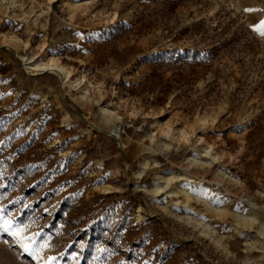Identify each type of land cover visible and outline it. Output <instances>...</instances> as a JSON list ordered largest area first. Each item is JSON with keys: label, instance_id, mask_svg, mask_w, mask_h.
I'll use <instances>...</instances> for the list:
<instances>
[{"label": "rangeland", "instance_id": "rangeland-1", "mask_svg": "<svg viewBox=\"0 0 264 264\" xmlns=\"http://www.w3.org/2000/svg\"><path fill=\"white\" fill-rule=\"evenodd\" d=\"M66 2L0 0V264H264V0Z\"/></svg>", "mask_w": 264, "mask_h": 264}, {"label": "bare ground", "instance_id": "bare-ground-1", "mask_svg": "<svg viewBox=\"0 0 264 264\" xmlns=\"http://www.w3.org/2000/svg\"><path fill=\"white\" fill-rule=\"evenodd\" d=\"M53 1H55V0H48V3H52ZM79 1H81V0H67V4L68 5H74L73 4V2L74 3H77V2H79ZM72 9V8H71ZM22 59H23V61H24V64H31V66H32V68H35V69H50V70H53L54 72H56L57 74H59L60 76H62V78H63V81L64 82H68V80H69V74H68V72L65 70V68H64V66L63 65H60V64H58V63H56V62H53V61H51V62H43V61H40V60H35V59H33V58H27V57H24V56H22ZM28 64V65H29ZM30 66V67H31ZM86 94V93H85ZM110 113V115H108V116H111V117H113L114 116V113L111 111V112H109ZM242 126H244V125H242ZM112 131H113V133L114 134H118V132H119V125H117V124H115L114 126H113V128H112ZM196 151V150H195ZM191 155H193V154H191ZM184 177L186 178V179H188V180H192L189 176H186V175H184ZM161 178H162V180H163V186L165 187H167L168 186V184L170 183V181L172 180L171 178L172 177H167V176H161ZM174 179V178H173ZM184 184V183H183ZM183 184H181V183H176V185H175V187H176V189L177 190H185V191H187V187L185 186V185H183ZM161 188V187H160ZM173 190V189H172ZM184 192V191H183ZM201 192H203V193H207V196H208V194H210V191H208V190H204L201 186H196V187H194L193 189H192V191H191V193L192 194H199V193H201ZM206 195V194H205ZM245 202H246V204L248 205V207H250L251 209H256L258 206L255 204V203H253L252 201H251V199L249 198V197H246L245 198ZM254 219V218H253ZM262 226V229L261 230H259V234L261 235V236H264V225L262 224L261 225Z\"/></svg>", "mask_w": 264, "mask_h": 264}, {"label": "snow or ice", "instance_id": "snow-or-ice-1", "mask_svg": "<svg viewBox=\"0 0 264 264\" xmlns=\"http://www.w3.org/2000/svg\"><path fill=\"white\" fill-rule=\"evenodd\" d=\"M246 11H255V9H246ZM253 29L255 31H257L261 36H264V19L260 20L257 24H254L253 26ZM0 231H4V232H8L10 235L14 236V237H17L18 241L20 242L21 244V247L24 248V250L26 252H29V253H32V248L31 246L28 244V243H25V237L22 235V229L20 228H17L15 231L12 230V224H11V221L9 220H3L2 223H0ZM43 247H47V244H44V245H41V248ZM33 258L34 259H37V260H40L42 259L38 253L37 254H33ZM54 257H48V260H53ZM44 264H47V261H44Z\"/></svg>", "mask_w": 264, "mask_h": 264}, {"label": "trees", "instance_id": "trees-1", "mask_svg": "<svg viewBox=\"0 0 264 264\" xmlns=\"http://www.w3.org/2000/svg\"><path fill=\"white\" fill-rule=\"evenodd\" d=\"M5 148H6L5 146L4 147L0 146V169L2 171H5L6 167L8 166V162H10V158H11V156H9L7 158L4 156V154L6 152ZM19 172H20V170H16L15 176H18ZM2 191H4V190L0 188V192H2Z\"/></svg>", "mask_w": 264, "mask_h": 264}]
</instances>
